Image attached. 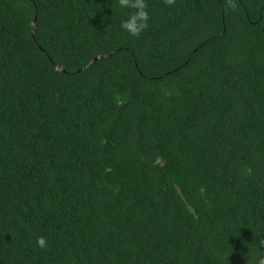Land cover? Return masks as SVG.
<instances>
[{"label":"trees","instance_id":"1","mask_svg":"<svg viewBox=\"0 0 264 264\" xmlns=\"http://www.w3.org/2000/svg\"><path fill=\"white\" fill-rule=\"evenodd\" d=\"M234 2L147 0L135 38L116 0H0V264L264 256V0Z\"/></svg>","mask_w":264,"mask_h":264},{"label":"clouds","instance_id":"2","mask_svg":"<svg viewBox=\"0 0 264 264\" xmlns=\"http://www.w3.org/2000/svg\"><path fill=\"white\" fill-rule=\"evenodd\" d=\"M164 3L171 6L175 0H164ZM116 6L121 10H128L126 18L121 20L120 28L130 37L139 38L149 27V11L147 0H116ZM228 7L235 10L237 5L234 0H228ZM36 245L40 249L47 248V240L41 236L36 240ZM260 247L264 248V241L260 242ZM256 264H264V256L257 258Z\"/></svg>","mask_w":264,"mask_h":264},{"label":"water","instance_id":"3","mask_svg":"<svg viewBox=\"0 0 264 264\" xmlns=\"http://www.w3.org/2000/svg\"><path fill=\"white\" fill-rule=\"evenodd\" d=\"M34 25H35V23H33V27H34ZM102 58H104V56H99V57H97L96 59L92 60V61L89 63V65H88L85 69H87L89 66H91L92 64H94L97 60L102 59ZM56 69H57V70H60L61 68H60V67H56ZM85 69H84V70H85Z\"/></svg>","mask_w":264,"mask_h":264}]
</instances>
